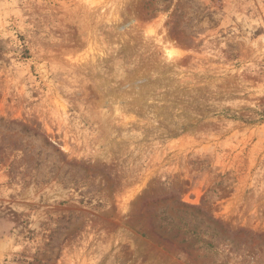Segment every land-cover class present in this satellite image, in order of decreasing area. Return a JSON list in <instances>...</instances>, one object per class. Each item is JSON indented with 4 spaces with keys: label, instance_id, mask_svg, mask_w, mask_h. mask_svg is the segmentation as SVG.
Masks as SVG:
<instances>
[{
    "label": "rangeland",
    "instance_id": "rangeland-1",
    "mask_svg": "<svg viewBox=\"0 0 264 264\" xmlns=\"http://www.w3.org/2000/svg\"><path fill=\"white\" fill-rule=\"evenodd\" d=\"M0 264H264V0H0Z\"/></svg>",
    "mask_w": 264,
    "mask_h": 264
},
{
    "label": "bare ground",
    "instance_id": "bare-ground-1",
    "mask_svg": "<svg viewBox=\"0 0 264 264\" xmlns=\"http://www.w3.org/2000/svg\"><path fill=\"white\" fill-rule=\"evenodd\" d=\"M166 50H167V48H166ZM172 51H173V50H172ZM172 51H171V50H167V54L171 56V54H173Z\"/></svg>",
    "mask_w": 264,
    "mask_h": 264
}]
</instances>
